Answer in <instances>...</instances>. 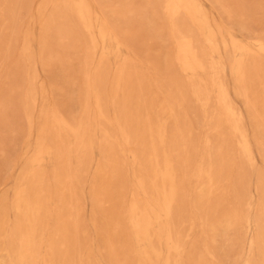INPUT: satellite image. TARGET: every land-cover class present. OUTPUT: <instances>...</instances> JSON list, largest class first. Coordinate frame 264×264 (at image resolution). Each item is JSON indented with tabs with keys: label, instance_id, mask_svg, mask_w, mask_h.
I'll use <instances>...</instances> for the list:
<instances>
[{
	"label": "rangeland",
	"instance_id": "rangeland-1",
	"mask_svg": "<svg viewBox=\"0 0 264 264\" xmlns=\"http://www.w3.org/2000/svg\"><path fill=\"white\" fill-rule=\"evenodd\" d=\"M0 264H264V0H0Z\"/></svg>",
	"mask_w": 264,
	"mask_h": 264
}]
</instances>
